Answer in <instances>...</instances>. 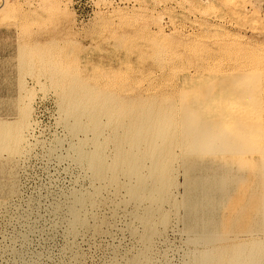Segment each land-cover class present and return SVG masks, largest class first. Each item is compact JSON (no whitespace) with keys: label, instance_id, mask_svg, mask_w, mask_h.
Returning a JSON list of instances; mask_svg holds the SVG:
<instances>
[{"label":"rangeland","instance_id":"374dc122","mask_svg":"<svg viewBox=\"0 0 264 264\" xmlns=\"http://www.w3.org/2000/svg\"><path fill=\"white\" fill-rule=\"evenodd\" d=\"M83 92L76 130L68 101ZM221 114L264 123V0H0V121L22 134L0 151V264H195L211 247L189 231V184L230 174L232 198L256 184L254 155L190 149L188 116L207 129ZM150 115L168 120L156 156L171 182L156 203L129 193L124 159L146 156L152 183L153 131L132 149Z\"/></svg>","mask_w":264,"mask_h":264},{"label":"bare ground","instance_id":"6f19581e","mask_svg":"<svg viewBox=\"0 0 264 264\" xmlns=\"http://www.w3.org/2000/svg\"><path fill=\"white\" fill-rule=\"evenodd\" d=\"M90 101L87 92L68 101L67 109L73 111L78 119L74 126L76 130L82 127V118L91 113ZM230 117L231 115L221 114L217 123L206 129L204 125L197 126L195 116L190 115L184 127V134L189 137L193 152H212L217 149L239 154L241 158L251 154L259 161L256 166L249 165L256 184L252 186L248 181H243L244 184L238 189L250 191L249 194L241 195L237 192L240 194L238 197H231L228 189V182L232 178L230 174H215L206 179L195 177L189 184L190 198L185 202L189 209V231L197 234V241L211 247L199 254L195 264H264V239L252 238L253 232L264 228V123L255 118L232 125ZM166 122V118L150 115L148 119L142 118L133 126L135 138L132 140V149L135 148V151L142 143V134L153 131L154 152L151 157L156 163L151 172L153 181L149 184L144 178L142 167L146 156L137 152L124 156L128 174L132 178H138L136 183L127 184L134 199L147 197L156 203L168 194L171 181L165 176V166L159 163L156 156L158 149H161L159 143L165 136ZM20 127L0 121V151L11 150L19 144L22 139ZM90 165L96 176L102 175L104 168L110 169L103 163V157L98 150L90 156ZM241 165L246 166L248 162ZM117 168L115 165L112 169L115 171ZM157 169L162 172L155 173ZM204 209H208L210 213L204 216ZM153 211L150 206L148 212L140 217L144 224L151 225ZM72 214L75 222H78L79 213L75 208L72 209ZM155 233V229L150 226L144 236L147 243H151ZM144 256L147 257V252ZM140 264H149V261H140Z\"/></svg>","mask_w":264,"mask_h":264}]
</instances>
